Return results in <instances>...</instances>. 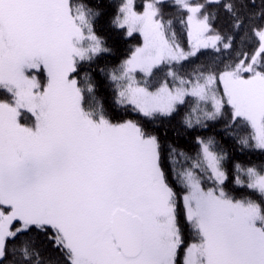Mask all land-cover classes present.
Returning a JSON list of instances; mask_svg holds the SVG:
<instances>
[{
  "label": "snow or ice",
  "instance_id": "obj_1",
  "mask_svg": "<svg viewBox=\"0 0 264 264\" xmlns=\"http://www.w3.org/2000/svg\"><path fill=\"white\" fill-rule=\"evenodd\" d=\"M0 264H264V0H0Z\"/></svg>",
  "mask_w": 264,
  "mask_h": 264
},
{
  "label": "trees",
  "instance_id": "obj_2",
  "mask_svg": "<svg viewBox=\"0 0 264 264\" xmlns=\"http://www.w3.org/2000/svg\"><path fill=\"white\" fill-rule=\"evenodd\" d=\"M135 2L137 4H140L141 0H135ZM111 11L112 10L109 9L108 13L104 16L103 20L101 21L100 31H101V34L107 38L108 46L112 47L114 52H113V54H105V55L98 57L97 60L91 65L82 66V69H81L82 71L84 70V68L96 69L98 66H105V65L110 66L111 64L118 62V59L121 57V55L129 47L135 45L136 43H138L140 41V37L138 34H134L132 38H126V37H124L123 32L121 30H116V29H113L109 26L108 18L111 14ZM221 22H222V17H221ZM176 31L179 35L181 42L185 46H187V38H186V35L184 34L183 29L179 25H176ZM202 58L203 57H201V59ZM93 75L95 76V78L98 81L101 82V84H103L104 78L100 75V73L98 71H94ZM100 94L106 95L107 94L106 89L101 87ZM123 118L136 119L137 117L134 114L129 113L127 115H124ZM175 122H176V120L174 119L173 123H175ZM205 134H207V133H205ZM169 135L171 136V132L169 133ZM233 154H234V156H236L238 158H246L248 155H250L247 153L241 154L239 152H234ZM42 254L45 257L55 259V253L44 252Z\"/></svg>",
  "mask_w": 264,
  "mask_h": 264
}]
</instances>
